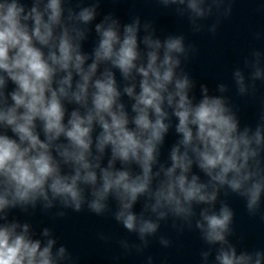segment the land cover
Returning <instances> with one entry per match:
<instances>
[{
    "label": "clouds",
    "instance_id": "obj_1",
    "mask_svg": "<svg viewBox=\"0 0 264 264\" xmlns=\"http://www.w3.org/2000/svg\"><path fill=\"white\" fill-rule=\"evenodd\" d=\"M154 2L215 37L236 0ZM101 4L0 0V264H80L54 227L34 222L69 211L123 230L96 234L115 245L111 264H155L153 243L174 245L162 227L177 240L195 233L199 264H264V247L233 241L229 202L264 221V99L245 123L233 99L264 87V46L210 88L187 69L198 48L184 32ZM251 35L264 42V29Z\"/></svg>",
    "mask_w": 264,
    "mask_h": 264
}]
</instances>
